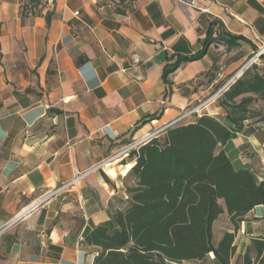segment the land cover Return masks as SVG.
Returning a JSON list of instances; mask_svg holds the SVG:
<instances>
[{"label": "crops", "instance_id": "obj_1", "mask_svg": "<svg viewBox=\"0 0 264 264\" xmlns=\"http://www.w3.org/2000/svg\"><path fill=\"white\" fill-rule=\"evenodd\" d=\"M193 1L52 0L33 17L20 12V0H0V264H95L99 249L86 236L127 208L135 161L99 163L207 100L218 83L212 71L230 74L264 47V0ZM211 27L205 56L164 82L168 67L202 52ZM231 36L245 40L228 45ZM237 49L244 51L224 64ZM219 97L200 115L224 121ZM263 120L246 121L223 147L259 181ZM78 174L75 186L55 193ZM250 225L263 234H249ZM240 233L250 236L245 249ZM262 236L263 206L242 222L231 264H258L252 239Z\"/></svg>", "mask_w": 264, "mask_h": 264}, {"label": "trees", "instance_id": "obj_2", "mask_svg": "<svg viewBox=\"0 0 264 264\" xmlns=\"http://www.w3.org/2000/svg\"><path fill=\"white\" fill-rule=\"evenodd\" d=\"M213 32L211 27L202 52L165 70L164 82L168 84L169 75L183 63L205 56L214 42ZM233 40L245 39L231 36L228 45ZM245 95L264 99V76L258 71L244 72L219 98V107L227 113L224 121L199 115L129 154L135 164L128 166L127 208L117 210L85 239L86 245L99 249L95 264H182L204 262L209 254L216 264H231L242 222L255 208L264 207V179L259 181L250 169L234 167L223 150L255 117L249 108L254 99ZM225 213L233 231L215 247L214 223ZM252 241L258 264H264V236Z\"/></svg>", "mask_w": 264, "mask_h": 264}, {"label": "rangeland", "instance_id": "obj_3", "mask_svg": "<svg viewBox=\"0 0 264 264\" xmlns=\"http://www.w3.org/2000/svg\"><path fill=\"white\" fill-rule=\"evenodd\" d=\"M51 1L52 0H20V12L24 15H31L33 17L42 15L43 12L45 11V9L49 8ZM261 50H262V47L258 50H255L253 52V54L248 55L241 62V64L238 66L239 68H237L236 70L234 69V71L231 72L230 74L229 73H227V74L223 73V75L221 77H218V72H220V71H216V70L212 71V73H210L209 79L213 81V79L215 77H217L218 83L214 84L213 87L207 93H205V97H207L209 95H211V96L209 98H207V100L200 102L195 108H193V109H198L199 114H194V115L186 118L185 120L181 121L180 124H185L186 122L194 121L195 117H198L200 115V111L203 108L204 104L207 102L208 103L212 102L213 98L215 99V97L217 95L222 96L220 94H223L224 91L227 90V87H230L232 84H234V82L239 79V76L242 75V73H244L248 70H251V71H253V73L258 71L260 74H262L264 76V60L260 58L261 56H264V52L260 56H258V54L261 52ZM243 51H244V49L243 50L237 49L236 53H234V54L233 53L231 54L229 51H227L226 52L227 54H226V57H225V60L223 61V63L227 65V62L231 58H233L234 56L235 57L238 56V54H240ZM256 66L258 68L255 70L254 67H256ZM219 67L221 68V66H219ZM220 68H219V70H220ZM221 73H222V71H221ZM204 84H206V86H207L208 85L207 81ZM244 97H253L254 101L249 106L250 113L254 116H257V117L259 116L260 118L264 119V99H262L259 96H254V95H245ZM262 122H264V120ZM257 137H259L260 139H262V137H264V129L258 133ZM130 182H131V180L128 178V180L126 182L127 185H129ZM215 226H217V229L215 231V238L213 241H214V246L217 247L219 242H220L219 236L224 231H226L230 227H232L230 225V218H229L228 214L225 213L222 216H220V218H218ZM249 227H250L249 228V234L251 232L254 234H260V233H261V235L263 234L262 232L258 231V229H259L258 226L254 225L253 229H251L252 228L251 225ZM247 233H240V235H238V238H237L238 243L243 244L244 249H245L247 242L250 241V236ZM208 256L209 257L206 260H204V262L190 261L189 263H182V264H216L215 256H213V254H209ZM234 264H240V259L235 260Z\"/></svg>", "mask_w": 264, "mask_h": 264}, {"label": "built area", "instance_id": "obj_4", "mask_svg": "<svg viewBox=\"0 0 264 264\" xmlns=\"http://www.w3.org/2000/svg\"><path fill=\"white\" fill-rule=\"evenodd\" d=\"M195 1H193L191 3L192 6H195ZM76 16H79V13H76ZM264 52V47L262 48L261 52L258 54V56H260L262 53ZM243 74V73H242ZM242 75L239 76V78L241 77ZM237 81V80H236ZM235 81V82H236ZM234 82V83H235ZM208 104L205 103L204 106H206ZM194 114H199V111L198 109H192L191 111H187L185 112V114L181 115L179 118H177L176 120H174L173 122L170 123V125H168V127L164 128V129H168L170 128L171 126H174L175 124L185 120L186 118L194 115ZM163 129V130H164ZM162 129H159V130H156L154 133L150 134L149 136H147L146 138L142 139V141H139V142H134V143H130V144H127V146L121 148L118 152L114 153L112 156H110L109 158H107L106 160H104L102 163H99V165L96 167L97 169L99 168H103V167H106V166H109L111 164H113V162L117 161L118 159L120 158H123V157H128V155L134 151V150H137L142 144L146 143L148 140L156 137L157 135H159L160 132L163 131ZM83 175L82 174H78L73 180H71L69 183L59 187L55 193L59 192V191H64V190H69L70 188H72L73 186H75L77 184V182L82 179ZM54 193V194H55Z\"/></svg>", "mask_w": 264, "mask_h": 264}]
</instances>
